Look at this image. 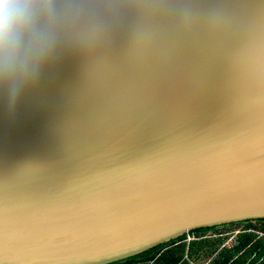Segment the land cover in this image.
I'll return each instance as SVG.
<instances>
[{
  "label": "water",
  "instance_id": "1",
  "mask_svg": "<svg viewBox=\"0 0 264 264\" xmlns=\"http://www.w3.org/2000/svg\"><path fill=\"white\" fill-rule=\"evenodd\" d=\"M264 220V0H42L0 58V264H116Z\"/></svg>",
  "mask_w": 264,
  "mask_h": 264
},
{
  "label": "crops",
  "instance_id": "2",
  "mask_svg": "<svg viewBox=\"0 0 264 264\" xmlns=\"http://www.w3.org/2000/svg\"><path fill=\"white\" fill-rule=\"evenodd\" d=\"M123 264H264V221L218 226L185 236Z\"/></svg>",
  "mask_w": 264,
  "mask_h": 264
},
{
  "label": "clouds",
  "instance_id": "3",
  "mask_svg": "<svg viewBox=\"0 0 264 264\" xmlns=\"http://www.w3.org/2000/svg\"><path fill=\"white\" fill-rule=\"evenodd\" d=\"M42 0H0V58L15 62L30 38Z\"/></svg>",
  "mask_w": 264,
  "mask_h": 264
},
{
  "label": "trees",
  "instance_id": "4",
  "mask_svg": "<svg viewBox=\"0 0 264 264\" xmlns=\"http://www.w3.org/2000/svg\"><path fill=\"white\" fill-rule=\"evenodd\" d=\"M254 221H264V220H254ZM247 222H251V221L239 222V223H234V224H242V223H247ZM231 225H233V224H231ZM222 226H225V225H222ZM213 228H215V227L202 228V230L195 231V232L191 233V235H194V234H198L199 235V234L204 233V232H209V231L213 230ZM183 238H180L178 240H181ZM178 240H176V241H178ZM176 241H174V242H176ZM174 242H172V243H174ZM172 243H169V244H166V245H162V246L156 247V248H154V249H152V250H150L148 252H145V253H143L141 255H138L136 257H133L132 259H129V260H126V261H123V262H120V263H116V264H123V263H126V262H130V261L135 260V259H137V258H139L141 256L146 255V254L154 253L155 251L160 250V249H163V248L167 247L168 245H170Z\"/></svg>",
  "mask_w": 264,
  "mask_h": 264
},
{
  "label": "rangeland",
  "instance_id": "5",
  "mask_svg": "<svg viewBox=\"0 0 264 264\" xmlns=\"http://www.w3.org/2000/svg\"><path fill=\"white\" fill-rule=\"evenodd\" d=\"M232 227H233V226H232ZM232 230L235 231L236 228H232ZM233 233H234V234H233ZM231 234H233V235H236V234H237V235H238L239 233L236 231V234H235V232H232Z\"/></svg>",
  "mask_w": 264,
  "mask_h": 264
},
{
  "label": "built area",
  "instance_id": "6",
  "mask_svg": "<svg viewBox=\"0 0 264 264\" xmlns=\"http://www.w3.org/2000/svg\"><path fill=\"white\" fill-rule=\"evenodd\" d=\"M190 235H191V233H190V234H189V233L187 234L188 237H189Z\"/></svg>",
  "mask_w": 264,
  "mask_h": 264
}]
</instances>
